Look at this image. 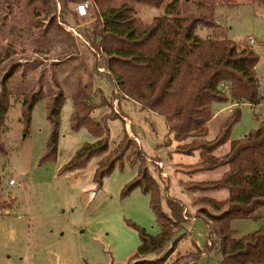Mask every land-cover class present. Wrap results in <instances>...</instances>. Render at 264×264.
Wrapping results in <instances>:
<instances>
[{
  "label": "rangeland",
  "instance_id": "374dc122",
  "mask_svg": "<svg viewBox=\"0 0 264 264\" xmlns=\"http://www.w3.org/2000/svg\"><path fill=\"white\" fill-rule=\"evenodd\" d=\"M170 1L164 0L160 6L136 3L135 14L142 23L149 24L154 17L165 13ZM178 1L182 4V13L206 11L197 5L206 0ZM235 1L234 5H225L220 0H208L206 4L215 5L214 17L220 21L228 39L244 44L252 37L256 45L264 40L263 8L259 3ZM82 2H87L88 7L79 14L76 11L79 3L56 0L57 21L67 30V35L53 30L39 35L40 25L43 27L47 21L41 23L43 14L37 13L35 5L24 6L20 0H12V12L0 29V56L5 54L7 47L12 50L11 57L3 64L0 79L11 66L18 64L7 81L11 104L5 120L6 129L1 133L5 151L0 153V195L8 207L0 210V264H128L140 244L133 224L153 235L159 232L149 204L150 195L138 188L127 195L121 194L124 185L138 171L137 164L131 165L129 159L122 168L116 166L105 176L99 189L94 175L102 154L92 156L83 167L60 171L83 143L97 139L85 127L77 130L70 127L73 96L77 92L81 100L89 104L98 105L102 98L106 101V105L92 111L91 117L95 122H100L105 113L112 118L106 122L109 150L116 148L125 131L136 138L160 185L162 208L167 211L166 198L174 197L187 211L186 221L174 236L183 237L176 252L174 250L164 264L179 257L184 259L182 264H219V240L215 236L208 239L207 224L196 215L198 206L194 201L200 195L223 199L228 191L222 188L191 192L184 190L181 182L218 179L221 169L200 170L189 175L192 172L188 170L199 157L197 152L187 155L179 151L178 148L190 145H184L190 142L188 138L176 141L162 115L142 108L135 101L121 99L118 107V94L114 92L110 76L103 68L97 69L98 54L82 36L83 32L92 35L97 8L92 0ZM208 31L203 26L196 28V34L201 36ZM258 65H264V59ZM262 85L264 92V81ZM58 88L64 94V103L57 155L53 161L40 163L50 129L45 111L46 97L56 93ZM30 89H41L43 96L34 104L29 128L25 130L20 119V99ZM224 103L213 102L212 109ZM238 107L241 116L231 129L230 140L257 128L258 119L264 115V104L255 108L244 102ZM226 114L218 115L207 125L202 139L209 141L217 136ZM228 149L229 141L215 154H223ZM11 178L15 184L8 183ZM257 214L232 220L234 237L258 229L262 219ZM145 258L155 259L156 256Z\"/></svg>",
  "mask_w": 264,
  "mask_h": 264
},
{
  "label": "trees",
  "instance_id": "16d2710c",
  "mask_svg": "<svg viewBox=\"0 0 264 264\" xmlns=\"http://www.w3.org/2000/svg\"><path fill=\"white\" fill-rule=\"evenodd\" d=\"M20 1L24 6L35 5L37 13L43 14V20L39 21H47L43 27L40 25L39 35L51 30L67 35V30L57 21L56 0ZM60 1L77 4L84 0ZM92 1L98 16L92 35L83 32L82 36L98 54L97 69L103 68L110 76L118 94V107L121 99H128L142 108L159 113L164 117L169 133L181 142L189 136L207 133L213 102L233 100L237 103L258 104L262 101L255 73L259 56L234 40L219 38L214 32L219 26L214 17L215 7L214 4L209 7L206 4L208 0L197 4L206 11L184 13L181 12L182 4L172 0L165 6V13L154 17L149 24L142 23L136 16L135 4L160 6L164 0ZM220 1L225 5L236 3L235 0ZM248 2L262 4L264 8V0ZM11 8L12 0H0V29L5 26ZM198 26L208 28L209 34H196ZM11 53L12 50L7 47L5 54L0 56V75ZM15 68H18V64L11 66L0 79V153L5 151L1 133L6 129L5 120L11 104L7 81ZM42 96L41 89H30L22 94L20 119L25 130L31 122L32 108ZM102 99L101 103L94 105L81 100L80 93L74 94L70 127L73 130L85 127L97 139L83 143L60 171L83 167L92 156L102 154L94 175L96 188L99 189L103 178L116 166L122 168L128 159L131 165L137 164V174L124 185L121 194L127 195L136 188L149 194V204L159 225V232L153 235L133 224L138 231L140 244L128 264H164L183 237L174 236L186 221L187 211L181 201L174 197L166 198L167 211L162 208L160 185L136 138L125 131L116 148L109 150L106 122L112 118L108 113L103 115L100 122H95L91 117L96 107L106 105ZM63 103L64 94L59 88L56 93L46 97L45 111L50 129L46 151L40 157V163L56 158ZM240 116L241 110L236 106L228 123L214 139L178 148L186 154L197 151L199 160L193 167L195 171L223 166L228 168L227 173L219 179L188 180L183 185L191 192L227 187L228 194L223 199L200 195L194 201L198 206L196 215L207 224L208 239L215 236L219 240V264H264V224L239 238L234 237L235 230L231 227L232 220L249 218L257 209L264 207V120L243 137L230 140L231 129ZM228 141V151L215 154ZM7 207L0 195V210ZM147 255H155L156 258L146 259ZM182 259L176 258L170 264H181Z\"/></svg>",
  "mask_w": 264,
  "mask_h": 264
},
{
  "label": "crops",
  "instance_id": "0c3cea01",
  "mask_svg": "<svg viewBox=\"0 0 264 264\" xmlns=\"http://www.w3.org/2000/svg\"><path fill=\"white\" fill-rule=\"evenodd\" d=\"M248 1V0H247ZM261 6H262V8H263V5L261 4ZM263 11H264V8H263ZM215 20L218 22V24H219V26L217 27V28H215L214 29V32H216V34L219 36V38H227L226 36H225V33H224V31H223V29H222V26H221V24H220V21H218V19H216L215 18ZM207 34H209V32H206L205 33V35H207ZM249 38V37H248ZM252 38V37H251ZM253 39V38H252ZM236 42V41H235ZM255 39H253V42L252 43H249L248 42V39L246 40V41H244V44H240V43H237L238 45H240L241 47H248V48H250V49H252L253 51H255L257 54H259L258 56H259V61L262 59H264V40H262V41H258V43L255 45ZM255 45V46H254ZM259 61L257 62V64H256V66H255V73H256V76H257V78H258V80H259V92H260V95L262 96V101L260 102V103H258V104H250L252 107H255V108H257V106H261L262 104H264V92H263V89H262V87H263V85H262V83H263V81H264V65H262L261 67L258 65V63H259ZM115 92V94H116V91H114ZM116 98H117V95H116ZM238 105H240V103H237V102H234L233 100H229L228 102H226V103H224V104H221L217 109H215V110H213L212 109V107H213V104L211 105V109H212V118L210 119V121L208 122V124L213 120V119H215L218 115H220V114H222V113H227L226 114V116L224 117V119L221 121V123H220V125H219V127H218V133H217V135L219 134V132H220V130H221V128L224 126V125H226L227 123H228V121H229V119H230V116H231V112H232V110H233V108L234 107H236V106H238ZM259 121L258 122H260V121H262V120H264V115H261L260 116V118L258 119ZM207 124V125H208ZM126 128V127H125ZM206 135V134H205ZM205 135H203V136H189L188 137V140H190V142L189 143H186V144H184V145H188V144H195V143H197V142H199V141H202V140H204V139H202V138H204V136ZM197 152V151H196ZM195 153V152H194ZM193 153V154H194ZM187 155H191V154H187ZM197 155H198V153H197ZM198 157H199V155H198ZM198 160H199V158H198ZM198 162V161H197ZM196 164V162L194 163V165ZM190 165H193V164H190ZM221 170H220V177L224 174V173H227V171H228V168H227V166H223V167H219ZM219 168H216V169H219ZM215 169V170H216ZM211 170H214V169H211ZM189 171H191L192 173H190L189 175H192V174H195V173H198V171H200V170H193V168L192 169H190V170H188V172ZM205 171V170H204ZM219 177V178H220ZM218 178V179H219ZM211 180H215V179H211ZM186 181H188V180H186ZM194 181H196V180H194ZM199 181H208V179H202V180H199ZM183 182H185V181H182L181 183L183 184ZM226 185H228V182L226 181ZM182 187H183V189L185 190L186 188L184 187V185H182ZM224 189H226L227 190V187H225ZM188 191V190H187ZM264 207H261V208H259V209H263ZM259 209H257L255 212H257L258 214H257V216H259V217H261V219H262V224H264V209L263 210H259ZM260 214V215H259ZM257 216H255V217H257ZM193 218H195V217H191V219H193ZM261 224V225H262ZM176 250H177V248L175 249V251L174 252H176ZM184 257H187V256H184ZM184 260V259H183ZM183 260H182V262H183ZM182 262H181V264H182ZM128 263V262H127Z\"/></svg>",
  "mask_w": 264,
  "mask_h": 264
},
{
  "label": "built area",
  "instance_id": "2783aa9c",
  "mask_svg": "<svg viewBox=\"0 0 264 264\" xmlns=\"http://www.w3.org/2000/svg\"><path fill=\"white\" fill-rule=\"evenodd\" d=\"M88 7V3L87 2H81L79 4H77L76 6V11L79 13V14H83L86 10V8ZM248 42L249 43H252L253 42V39L251 37L248 38ZM222 85L227 88V86L225 84L222 83ZM9 184H15V180L13 178H11L9 181H8Z\"/></svg>",
  "mask_w": 264,
  "mask_h": 264
}]
</instances>
